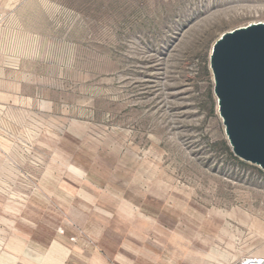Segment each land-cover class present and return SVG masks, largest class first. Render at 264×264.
Here are the masks:
<instances>
[{
    "label": "rangeland",
    "instance_id": "rangeland-1",
    "mask_svg": "<svg viewBox=\"0 0 264 264\" xmlns=\"http://www.w3.org/2000/svg\"><path fill=\"white\" fill-rule=\"evenodd\" d=\"M264 0H0V264H236L264 171L210 56Z\"/></svg>",
    "mask_w": 264,
    "mask_h": 264
},
{
    "label": "water",
    "instance_id": "water-1",
    "mask_svg": "<svg viewBox=\"0 0 264 264\" xmlns=\"http://www.w3.org/2000/svg\"><path fill=\"white\" fill-rule=\"evenodd\" d=\"M210 68L233 153L264 171V23L223 34Z\"/></svg>",
    "mask_w": 264,
    "mask_h": 264
},
{
    "label": "built area",
    "instance_id": "built-area-1",
    "mask_svg": "<svg viewBox=\"0 0 264 264\" xmlns=\"http://www.w3.org/2000/svg\"><path fill=\"white\" fill-rule=\"evenodd\" d=\"M240 264H264V256L251 255L246 257Z\"/></svg>",
    "mask_w": 264,
    "mask_h": 264
},
{
    "label": "crops",
    "instance_id": "crops-1",
    "mask_svg": "<svg viewBox=\"0 0 264 264\" xmlns=\"http://www.w3.org/2000/svg\"><path fill=\"white\" fill-rule=\"evenodd\" d=\"M244 252L246 251L242 250L239 254L233 256L234 260L236 259L234 263L240 264L246 257L251 256L249 255V253H244ZM253 255H258V254H253ZM261 255L264 256V254Z\"/></svg>",
    "mask_w": 264,
    "mask_h": 264
}]
</instances>
